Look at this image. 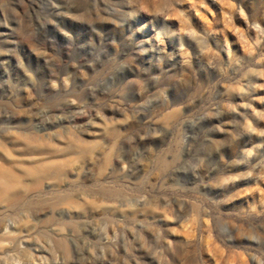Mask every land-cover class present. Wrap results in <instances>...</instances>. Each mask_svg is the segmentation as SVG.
I'll return each mask as SVG.
<instances>
[{"label": "rangeland", "instance_id": "rangeland-1", "mask_svg": "<svg viewBox=\"0 0 264 264\" xmlns=\"http://www.w3.org/2000/svg\"><path fill=\"white\" fill-rule=\"evenodd\" d=\"M0 264H264V0H0Z\"/></svg>", "mask_w": 264, "mask_h": 264}]
</instances>
